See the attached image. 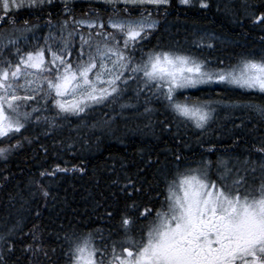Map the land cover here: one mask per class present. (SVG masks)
<instances>
[{
  "label": "snow or ice",
  "instance_id": "obj_1",
  "mask_svg": "<svg viewBox=\"0 0 264 264\" xmlns=\"http://www.w3.org/2000/svg\"><path fill=\"white\" fill-rule=\"evenodd\" d=\"M62 2L65 18L53 23L50 17L45 24L48 34L40 43L35 33L41 25L25 21L16 28L13 10L43 11L53 0H0V26L9 24L19 33L0 40V160L7 161L23 141L32 142L25 135L29 128H43L46 136L68 128L70 138L74 132L83 141L82 126L110 128L116 118L111 113L117 109L122 116L124 110L138 112L142 106L140 115L151 128V118L159 112L149 106L153 103L173 117L157 121L161 134L170 133L174 121L177 131L190 123L203 133L217 108L255 116L264 123V103L248 99L254 93L264 97V52L241 55L235 64L219 60L213 67L207 58L179 48L157 44L145 51V42H151L160 22L152 12L141 11L135 18L133 12L148 6L166 10L171 0H96L111 6L118 17L110 16L107 24L96 11L77 19L69 0ZM179 4L203 10L212 6L211 0H179ZM242 7L241 16L231 3L223 4L238 24L247 22L264 32V0H243ZM28 33L35 43L21 47L22 41L28 42ZM214 39L200 35L192 45L213 48ZM260 39L264 41V36ZM212 83L242 90L241 95L179 99L181 90ZM101 107L110 109L108 119L89 126ZM248 126L243 119L240 124L233 121L236 129ZM232 141L239 145L241 137L233 136ZM185 160L180 150L165 148L141 152L134 170L123 160L119 168L113 163L105 170L111 172L116 207L110 205L105 215L109 221L118 216L116 226L105 235L104 229L85 234L70 225L71 230L61 228L63 235L49 234L54 236L51 242L44 239V226L36 222L42 216L41 204L47 207L57 199L52 186L61 174L83 176L86 167L56 164L30 174L26 183L0 170V191L16 181L7 193L5 207L10 211L0 216V264H264V136L255 137L243 155L215 163L203 157Z\"/></svg>",
  "mask_w": 264,
  "mask_h": 264
},
{
  "label": "trees",
  "instance_id": "obj_2",
  "mask_svg": "<svg viewBox=\"0 0 264 264\" xmlns=\"http://www.w3.org/2000/svg\"><path fill=\"white\" fill-rule=\"evenodd\" d=\"M225 2L231 3L236 13L242 16L243 0H211L212 6L208 10L200 9L198 5L195 7L183 6L179 4V0H171V4L166 10L161 9L157 12L152 6H148L146 10L134 11L136 14H140L141 11H154L155 18L160 22L157 31L153 33L151 42H145V51L157 44L165 48H179L181 51H189L202 58H207L213 67L217 66L219 60H223L224 65L235 64L241 55L264 52V41L260 39L261 36H264V32L252 28L247 22L243 26L238 24L236 16L224 11L223 4ZM217 4L221 5L220 10H217ZM69 7L77 19L90 11H96L100 16L111 14L112 11L111 6L96 2V0H69ZM13 11L16 28L23 27L25 21L41 25L35 33L36 37L41 38L40 43H43L42 37L46 36L49 31L45 26L46 21L51 17L55 23L57 20L65 18L62 0H53V3L46 6L43 11L27 7ZM2 14V10H0V15ZM0 31L6 33V35H0V40L4 39V41L19 35V33L13 32L12 26L9 24L0 26ZM204 31L222 37L225 41H213V48L194 47L193 40L197 39L198 35ZM32 43H35L32 33H28V42L22 41L21 47L27 48ZM181 91L182 95L179 96L181 100L184 97H190L193 100H216L220 97L236 98L242 92V90L225 85ZM125 99L127 100V98ZM248 99L256 103H264V97L258 93L250 95ZM149 106L159 109V112L153 114L151 118V128L146 127L148 120L140 115L143 113L142 106L139 107L138 112L136 109H126L122 116L117 114L119 111L117 109V112L111 113L116 118L110 128L90 129V127L82 126L80 135L85 137L83 141L74 132L71 133L70 138L71 130L68 128L58 129L49 136L43 134V128H29L25 135L29 136L32 142L23 141L22 147L13 152L7 161L0 160V170H4L6 175L8 172L14 173L17 180L24 179L25 183L30 174H37L42 169L52 168L56 164L61 167H71L82 163L86 167L87 174L83 176L79 173L61 174L59 182L52 186L57 199L50 200L47 207L41 204L42 216L36 222L42 224L46 229L45 240L51 242L54 236L50 237L49 234L55 232H60L63 235L61 228L65 231L75 229L85 234L100 228L104 229L105 235H107V229L116 226L118 216L109 221L105 215V209L110 205L112 209L116 207L111 196V192L115 191V186L110 185L111 172L105 170L113 163L119 168V164L123 160L129 170H134L133 162L138 161L141 152L160 151L165 148L180 150L186 157V163L198 159L201 153L208 151L209 148L223 150L229 145H233L234 148L238 146L239 154L243 155L255 137L264 136V123H260L255 116L242 115L240 112L230 114L223 109L217 111L215 115L217 121L211 123L207 131L203 133L190 123L181 125L177 131V122L174 121L170 133L161 134L157 121L173 120L172 114L169 112L165 115L164 109L157 103ZM108 112L110 109L97 108L92 114L94 119H90L88 122L89 126L96 121L102 122L108 119L106 115ZM241 119L249 122L248 128L236 129L233 127V121L235 124H240ZM237 135L241 137V145L233 144L232 137ZM37 136L39 139L35 138ZM44 148H47V153ZM65 161L68 162L67 165H65ZM15 183V180L10 182L3 191H0V216H5L10 211L5 207L7 193L13 190ZM159 199L163 200V196H160ZM156 206L159 207V204L157 203ZM119 207L123 208V202L119 204ZM26 223L28 227H31L32 220H28ZM113 238L118 239L119 237L114 236Z\"/></svg>",
  "mask_w": 264,
  "mask_h": 264
},
{
  "label": "rangeland",
  "instance_id": "obj_3",
  "mask_svg": "<svg viewBox=\"0 0 264 264\" xmlns=\"http://www.w3.org/2000/svg\"><path fill=\"white\" fill-rule=\"evenodd\" d=\"M139 10V9H138ZM153 11V10H152ZM154 12V11H153ZM153 12H152V14H153ZM155 13V12H154ZM123 15V13L121 12V16ZM140 14L139 13H135V12H133V17L135 18V17H138ZM84 16V15H83ZM80 17V18H84V17ZM113 17L114 19L115 18H118V17H116L114 14H113V12L111 11V14H108V15H101L100 17H102V19L104 20V22H105V24H107V21H108V19H109V17ZM79 18V19H80ZM153 19H156L155 18V16H154V14H153ZM82 31H84V32H86L87 30L86 29H82ZM0 35H6V33L5 32H3V31H0ZM200 35H206V36H208V37H215V39L214 40H211L210 42H213V41H216V40H219V41H223L224 40V38H222V37H219V36H216L215 34H213V33H210V32H208V31H204V33H200L199 35H198V37L200 36ZM4 40V39H3ZM225 41V40H224ZM187 52H189V51H187ZM204 52V51H203ZM194 55H197V56H200V55H198V54H195V53H193ZM201 57V56H200ZM219 85H224V84H217V83H212V84H205V85H199L198 87H196V88H191V89H198V88H201V87H206V86H219ZM225 86H229V85H225ZM231 87V86H230ZM184 90H189V89H184ZM206 100H212V99H206ZM223 108H217V111H220V110H222ZM223 110H225V109H223ZM216 115V114H215ZM215 121H217L216 120V118L214 119V121L213 122H215ZM212 122V123H213ZM241 145V144H240ZM233 145H229V146H227L225 149H223V150H219V149H216V150H212L211 152H209V151H205V152H203V153H201V155L199 156V158L198 159H196V160H193V161H199L202 157L203 158H206V159H208V160H211L213 163H215L218 159H220V158H223V159H228L229 157H231V156H234V155H240L239 154V147L237 146V147H232ZM190 162H192V161H190ZM189 163V162H188ZM193 166H195L194 164H193ZM213 171H215V168H213Z\"/></svg>",
  "mask_w": 264,
  "mask_h": 264
}]
</instances>
